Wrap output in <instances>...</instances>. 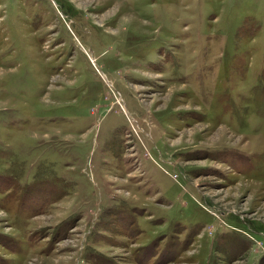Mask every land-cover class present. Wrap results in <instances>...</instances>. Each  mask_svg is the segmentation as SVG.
Listing matches in <instances>:
<instances>
[{
    "label": "rangeland",
    "instance_id": "374dc122",
    "mask_svg": "<svg viewBox=\"0 0 264 264\" xmlns=\"http://www.w3.org/2000/svg\"><path fill=\"white\" fill-rule=\"evenodd\" d=\"M0 264H264V0H0Z\"/></svg>",
    "mask_w": 264,
    "mask_h": 264
}]
</instances>
